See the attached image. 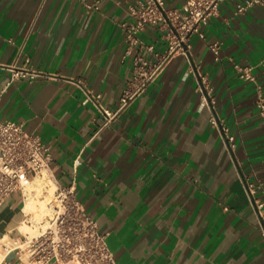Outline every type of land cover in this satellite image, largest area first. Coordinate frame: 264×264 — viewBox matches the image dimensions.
Instances as JSON below:
<instances>
[{
	"label": "crops",
	"instance_id": "1",
	"mask_svg": "<svg viewBox=\"0 0 264 264\" xmlns=\"http://www.w3.org/2000/svg\"><path fill=\"white\" fill-rule=\"evenodd\" d=\"M95 1L0 0V121L48 146L55 181L74 183L116 264H264L245 187L253 184V199L264 203V118L254 83L235 67H252L264 90V8L235 14L239 0L221 3L205 38H193L187 56L176 55L103 126L101 109L114 114L131 80L119 23L130 20L135 0L84 6ZM164 2L180 9L184 0ZM141 38L165 50L159 28ZM25 67L38 75L11 80ZM201 80L212 89V111ZM95 95L100 109L85 102ZM212 115L234 136L231 150ZM23 209L19 193L0 206V264H23Z\"/></svg>",
	"mask_w": 264,
	"mask_h": 264
},
{
	"label": "built area",
	"instance_id": "2",
	"mask_svg": "<svg viewBox=\"0 0 264 264\" xmlns=\"http://www.w3.org/2000/svg\"><path fill=\"white\" fill-rule=\"evenodd\" d=\"M226 0H184L180 9H168L164 0H135L129 6V21L119 23L125 43V55L132 58L131 80L122 90L118 108L114 114L103 109V126L124 110L136 97L144 93L155 81L164 67L176 56H187L193 38L203 40L204 28L216 17L219 6ZM101 0L93 5L84 3L89 9H98ZM253 6L264 8V0H239L235 5V14H242ZM153 26L164 32L165 50L156 52L153 45L144 43L141 38L146 27ZM221 45L219 42L209 44V50L215 61L219 60ZM148 57H147V56ZM239 78L254 83L255 103L258 115L264 118V90L252 75V67L235 66ZM38 74L28 68L13 69L11 80L28 77L34 79ZM202 102L213 109L212 89L201 80ZM100 95L89 97L98 109ZM210 123L220 128L224 142L229 150L233 148L234 136L222 126L214 115ZM51 156L48 146L34 135L26 134L20 124L0 121V206L14 193H19L24 201V188L36 178L44 175L53 180L52 196L47 203L50 215L44 222L36 223L27 219L29 226H36L38 235H22L17 245L23 264H116L108 249L105 237L98 232L97 223L84 211L76 198L74 183L63 185L55 181L51 172ZM47 187L42 189V200L47 196ZM246 190L253 201L259 221V234L264 242V203L254 200L255 188L247 184ZM47 223L43 231L41 226Z\"/></svg>",
	"mask_w": 264,
	"mask_h": 264
},
{
	"label": "bare ground",
	"instance_id": "3",
	"mask_svg": "<svg viewBox=\"0 0 264 264\" xmlns=\"http://www.w3.org/2000/svg\"><path fill=\"white\" fill-rule=\"evenodd\" d=\"M41 179V182H39V184L37 185L36 183V188L34 190L29 191L30 193L35 192L34 194H30L29 192L26 193L27 188L30 190V185L32 187V183L35 180ZM33 182L29 183L25 188H24V213L29 216L31 213H36L37 208H38V204L40 203L39 207L40 209H38V216H40L39 214H44V212H46L45 210L47 209V213L46 215H48L50 212L49 207H47V203L49 202L50 197L52 196V192H53V180L51 179V177H48L46 175H44L43 177L40 178H36ZM40 181V180H39ZM45 187H47V196H45V200L40 201L38 199V196L40 195V193L42 192V189H44ZM33 189V188H32ZM26 193V194H25ZM42 194V193H41ZM42 196V195H41ZM39 196V197H41ZM43 198V197H42ZM41 199V198H40ZM39 202V203H38ZM44 202H46V204H44ZM47 207V208H46ZM36 214V215H37ZM50 215V214H49ZM32 217V215L30 216V218ZM36 217V216H35ZM42 217V216H40ZM44 218V217H43ZM32 220V219H31ZM36 220V219H35ZM27 227V226H24ZM44 229L43 231L48 227V224H46V227L43 226ZM22 228V227H21ZM28 228V227H27ZM25 230V228H24ZM25 235L27 236L28 233L25 232ZM29 237V236H28Z\"/></svg>",
	"mask_w": 264,
	"mask_h": 264
},
{
	"label": "rangeland",
	"instance_id": "4",
	"mask_svg": "<svg viewBox=\"0 0 264 264\" xmlns=\"http://www.w3.org/2000/svg\"><path fill=\"white\" fill-rule=\"evenodd\" d=\"M40 180V181H39ZM37 183V185L39 184V182H41V179H36L33 183H32V187H31V185H30V190L27 188V190H26V193H28L29 191H31V190H34L35 188H36V183ZM35 187V188H34ZM33 188V189H32ZM36 192V191H35ZM35 192H32V193H30V194H34ZM25 193V194H26ZM42 193V192H41ZM40 193V195L39 196H41L42 194ZM38 196V199L40 200V201H43V200H45V197H44V199L42 200V196L41 197H39ZM41 198V199H40ZM39 203V202H38ZM44 204H46V202H44ZM39 205H40V203L38 204V208H37V212H38V209H40V207H39ZM48 207V206H47ZM46 207V208H47ZM46 212H44V214H39L40 216H42V217H40V216H38V214H37V212L34 214V213H31L29 216H27L29 219H32V221H34V222H36L37 224L38 223H40V221H42V222H44L45 220H44V218L43 217H45V216H47L46 215V213H47V209L45 210ZM50 212V211H49ZM37 214V215H36ZM50 214V213H49ZM48 214V215H49ZM32 215V217L30 218V216ZM36 216V217H35ZM36 219V220H35ZM46 224L47 223H44L42 226H41V228H42V230L44 229V227L43 226H45L46 227ZM24 228H25V230H24ZM22 232H23V235H25V232L26 233H28V235L27 236H29V237H36L37 235H38V232H37V227L36 226H28V228L27 227H23L22 228Z\"/></svg>",
	"mask_w": 264,
	"mask_h": 264
},
{
	"label": "water",
	"instance_id": "5",
	"mask_svg": "<svg viewBox=\"0 0 264 264\" xmlns=\"http://www.w3.org/2000/svg\"><path fill=\"white\" fill-rule=\"evenodd\" d=\"M245 187H246V184H245ZM251 201H252V199H251ZM252 204H253V201H252Z\"/></svg>",
	"mask_w": 264,
	"mask_h": 264
}]
</instances>
